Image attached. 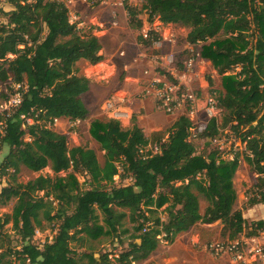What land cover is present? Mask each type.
I'll return each mask as SVG.
<instances>
[{
    "label": "trees",
    "instance_id": "1",
    "mask_svg": "<svg viewBox=\"0 0 264 264\" xmlns=\"http://www.w3.org/2000/svg\"><path fill=\"white\" fill-rule=\"evenodd\" d=\"M8 2L11 10L0 7V15L6 18L0 23V82L11 79L21 100L4 114L0 131V148L9 149L0 161V183L7 178L0 188V206L15 199L11 212L0 214V250L8 223L20 247L6 244L0 260L7 253L18 264H131L156 249L158 236L163 234L171 243L176 234L198 221L221 220L231 238L264 233V218L248 222L241 210H232L236 199L232 178L239 152L231 159L220 158L222 148L217 147L198 153L186 115L166 129V139L157 138V152L147 148L150 140L135 118L128 129L114 118L90 122L89 134L104 151L102 164L91 148L69 147L66 136L49 125L60 117L85 119L88 110L81 95L88 90L89 80L75 64L85 60L95 65L103 60L99 37L80 33L69 21L62 0ZM123 5L129 25L136 29L143 25L140 13L147 15V22L158 18L188 28L186 42L199 46L197 56L211 63L221 83L215 96L220 121L211 117L196 136L210 146L219 129H229L244 145V160L259 174L247 204L264 203V0H141L139 8L127 1ZM139 39L142 44L151 42L143 35ZM20 165L33 172L50 166L55 175L19 182ZM119 167L130 180L115 185ZM78 173L89 176L88 188L81 187ZM198 194L207 202L202 214ZM161 208L165 220L157 214ZM127 216L132 232L117 257L94 251L90 244L101 237L124 243L120 236L128 232L121 228ZM42 220L57 224L53 237L39 246L32 238Z\"/></svg>",
    "mask_w": 264,
    "mask_h": 264
},
{
    "label": "rangeland",
    "instance_id": "2",
    "mask_svg": "<svg viewBox=\"0 0 264 264\" xmlns=\"http://www.w3.org/2000/svg\"><path fill=\"white\" fill-rule=\"evenodd\" d=\"M68 8L69 21L76 24L80 33L91 32L98 36L102 45L100 53L103 60L95 65L85 60H79L75 66L78 73L89 80V88L82 94V101L88 113L83 120L71 121L67 118H55L51 125L54 131L64 134L67 144L71 146H84L94 150L100 164L104 161V151L89 134L90 122L93 120L105 121L110 118L118 119L121 128H131L133 120L149 138L150 145L157 138L164 140L167 137L166 129L181 115L189 117L192 123L190 139L198 153H205L211 147L222 148V159H231L234 152H239V162L232 178L233 187L236 191V199L232 210H241L243 217L248 221L264 218V203H256L252 206L247 201L254 194L255 184L258 181L257 174L244 160L241 151L244 145L227 128L219 129L218 134L210 146L205 144L203 138L196 136L197 130L206 125L211 117L220 121L221 110L215 104H209V99L215 100L216 92L221 90L220 76L213 69L211 63L197 56L199 46L189 45L186 40L187 27L180 24L161 23L158 18L147 22V15L140 13L139 18L143 21L141 28L131 27L128 14L123 1L130 5L141 7V0H62ZM0 7L4 11L11 10L13 6L8 0H0ZM6 22V18L0 15V23ZM152 31V34H149ZM149 34L150 43L142 44L139 35ZM157 37L153 39V37ZM153 39V40H152ZM153 41V42H152ZM22 48L23 45L18 46ZM13 55L9 54L8 57ZM238 69L227 73H234ZM211 79V84L209 80ZM164 84L179 86L181 91L191 92L195 97L192 108L185 101L173 113L165 112L157 104L156 91L162 89ZM18 85L13 84L11 79L0 82V131L3 128V112L10 111L8 104L10 97L17 93ZM21 99V97H20ZM111 100L117 105V109H108L106 101ZM216 101V100H215ZM2 103V104H1ZM7 103L6 105H3ZM207 109H211L210 112ZM2 117V118H1ZM25 140H29L25 137ZM213 144V146H212ZM7 146L0 148V161L7 155ZM67 171H61L58 175L64 176ZM119 167L118 174L114 175L115 185L126 184L130 177L122 175ZM39 175L53 177L55 173L50 166L38 172L27 169L24 165L19 166L17 180L27 182ZM82 188H88L90 178L88 175L77 174ZM7 178L4 177L0 188L5 186ZM103 188L108 186L103 185ZM43 192H38L41 196ZM199 211L202 214L207 206L206 200L198 194ZM15 199L0 206V214L10 213ZM54 205V203H53ZM163 208L158 210L161 220L166 219ZM99 221L102 223V215L97 211ZM148 214V213H147ZM56 221L42 220V224L35 231L32 242L41 246L49 241L55 232ZM121 228L128 232H122L123 244L117 241L113 243L109 237H101L93 241L94 251L109 253V257H117L121 247L126 246V237L132 232V223L129 217L123 220ZM7 234L6 244L18 249L20 241L11 223L4 227ZM156 249L144 260L134 261L131 264H264V233L257 236L247 237L240 233L235 238L229 236V232L223 231V223L216 220L206 224L196 222L186 231L176 234L170 243L164 235L158 236ZM237 241L232 249L223 250L220 253L214 251L216 243L227 247L229 243ZM88 244L86 243V246ZM18 264L14 256L5 254L0 264L7 261Z\"/></svg>",
    "mask_w": 264,
    "mask_h": 264
},
{
    "label": "built area",
    "instance_id": "3",
    "mask_svg": "<svg viewBox=\"0 0 264 264\" xmlns=\"http://www.w3.org/2000/svg\"><path fill=\"white\" fill-rule=\"evenodd\" d=\"M149 34L145 33V34H143V37L146 38L147 36H149ZM148 38H150V36ZM153 39H156V38L153 37ZM14 94L15 95L10 97L9 100H8V104L11 106V109H9L10 111L13 110L20 103V100H21L20 96L17 93H14ZM156 97H157L158 106L160 108H162L165 112H168V113H173L180 105L185 103V101H187L189 103V108L191 109L193 104H194V102H195V97H194V95L191 92L181 91L179 86L177 87L174 84H164V87L162 89H159V90L156 91ZM208 103L209 104H215V100L210 98ZM6 104L7 103H5L3 105H6ZM0 106H2V105H0ZM106 107L108 109H111V110L112 109H114V110L117 109V105L111 100H107L106 101ZM207 111L210 112L211 109H207ZM7 112L8 111L5 110L3 112V114L7 115L8 114ZM148 149L151 152H157L158 151V146L154 143L153 145H151V148H148ZM237 244L238 243L236 241L234 243H229L227 247H224L223 244L216 243L214 245L213 249H214V251L216 253H220L224 249L225 250L232 249Z\"/></svg>",
    "mask_w": 264,
    "mask_h": 264
},
{
    "label": "crops",
    "instance_id": "4",
    "mask_svg": "<svg viewBox=\"0 0 264 264\" xmlns=\"http://www.w3.org/2000/svg\"><path fill=\"white\" fill-rule=\"evenodd\" d=\"M161 22V21H160ZM162 23V22H161ZM100 40V39H99ZM101 43V42H100ZM82 96V95H81ZM81 99H82V97H81Z\"/></svg>",
    "mask_w": 264,
    "mask_h": 264
}]
</instances>
